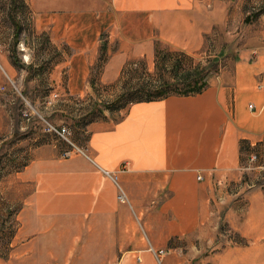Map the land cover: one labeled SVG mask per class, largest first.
Returning <instances> with one entry per match:
<instances>
[{
    "label": "crops",
    "instance_id": "0c3cea01",
    "mask_svg": "<svg viewBox=\"0 0 264 264\" xmlns=\"http://www.w3.org/2000/svg\"><path fill=\"white\" fill-rule=\"evenodd\" d=\"M238 1L33 0L32 6L38 29L70 50L69 73L78 74L70 89H76L77 82L86 84L102 44L106 68L116 73L130 60L153 58L160 43L194 53ZM263 104L261 47L240 53L200 94L131 104L118 120L92 124L85 152L77 149L81 157L33 164L46 171L30 175L34 186L21 211L24 242L16 246L21 258L26 264H157L150 247L175 252L163 264L183 263L176 251L195 240L214 249L208 234H215L218 209L240 243L208 258L264 264V185L243 194L223 190L239 182L245 149L261 148L264 165ZM109 175L127 204L117 200Z\"/></svg>",
    "mask_w": 264,
    "mask_h": 264
},
{
    "label": "rangeland",
    "instance_id": "374dc122",
    "mask_svg": "<svg viewBox=\"0 0 264 264\" xmlns=\"http://www.w3.org/2000/svg\"><path fill=\"white\" fill-rule=\"evenodd\" d=\"M32 1L0 0V264L27 262L18 249L24 242L21 211L34 186L30 175L46 171L41 168L43 164L33 165L35 162L81 157L77 149L85 152L90 138L88 127L121 118L125 109L140 99L142 86L151 85L153 94L170 92L173 88H165L164 84L171 80V68L177 67L180 74L195 73V78L207 86L210 79L230 71L240 53L264 47V0H239L228 6L226 24L206 34L200 51L183 53L160 43L153 58L130 60L116 73L106 68L109 55L102 44L86 84L77 82V88L70 89L75 85L73 79L78 78L77 73H69L71 52L53 42L48 31L38 29ZM47 125L60 134L48 132ZM253 155L257 159L253 160ZM262 155L257 146L245 149L237 171L239 182L223 186V190L243 194L262 189ZM109 177H114L111 180L117 200L127 204L116 176ZM197 179H202L201 174ZM216 212L215 234H208L214 238V249L195 240L189 249L176 251L186 258L174 264H215L208 258L210 255H224L231 242L240 243L224 221L225 210ZM150 250L149 247L152 253ZM154 251L161 264L168 253H175ZM154 259L160 264L155 256Z\"/></svg>",
    "mask_w": 264,
    "mask_h": 264
},
{
    "label": "trees",
    "instance_id": "16d2710c",
    "mask_svg": "<svg viewBox=\"0 0 264 264\" xmlns=\"http://www.w3.org/2000/svg\"><path fill=\"white\" fill-rule=\"evenodd\" d=\"M259 15H256L258 17ZM247 21L250 20L249 17L246 18ZM104 48L102 47L101 51L103 52ZM171 75V82L168 81L165 85V88L172 87L170 92L166 91H157V93L153 94L152 86L146 85L142 86L139 90L141 94L140 99H138L137 103L141 102H151V101H158L162 100L169 96H193L200 94L205 88L206 84L201 83V79H196L195 73H185L180 74L178 72L177 67L171 68L169 72ZM166 90V89H165Z\"/></svg>",
    "mask_w": 264,
    "mask_h": 264
},
{
    "label": "built area",
    "instance_id": "2783aa9c",
    "mask_svg": "<svg viewBox=\"0 0 264 264\" xmlns=\"http://www.w3.org/2000/svg\"><path fill=\"white\" fill-rule=\"evenodd\" d=\"M263 88V86H262V84L261 85H259V89H262ZM248 108H249V110L250 111H256V107H254L253 106V104H249L248 105ZM262 110H264V105L262 106ZM47 130H48V132H56V133H58V134H60V132H58L54 127H52L51 125H47ZM65 131V129H63L61 132H64ZM252 159L254 160V159H257V156L256 155H253V157H252ZM107 174V173H106ZM111 178H113V181H114V177H111ZM116 179V178H115ZM198 179H199V177H198ZM151 252H152V254H153V256H155L156 257V259H157V262L158 263H160L159 262V255H158V252H156V251H154V250H150ZM160 253L162 254V251H160ZM161 264V263H160Z\"/></svg>",
    "mask_w": 264,
    "mask_h": 264
},
{
    "label": "bare ground",
    "instance_id": "6f19581e",
    "mask_svg": "<svg viewBox=\"0 0 264 264\" xmlns=\"http://www.w3.org/2000/svg\"><path fill=\"white\" fill-rule=\"evenodd\" d=\"M118 180V179H117ZM126 192V191H125Z\"/></svg>",
    "mask_w": 264,
    "mask_h": 264
}]
</instances>
